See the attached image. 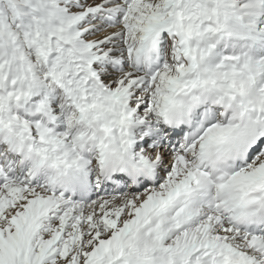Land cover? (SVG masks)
<instances>
[{"label": "snow or ice", "instance_id": "snow-or-ice-1", "mask_svg": "<svg viewBox=\"0 0 264 264\" xmlns=\"http://www.w3.org/2000/svg\"><path fill=\"white\" fill-rule=\"evenodd\" d=\"M0 264H264V0H0Z\"/></svg>", "mask_w": 264, "mask_h": 264}]
</instances>
